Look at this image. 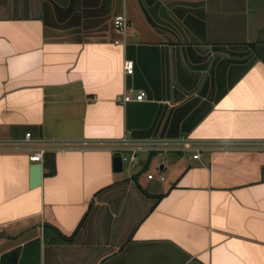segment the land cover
<instances>
[{
    "label": "crops",
    "instance_id": "obj_1",
    "mask_svg": "<svg viewBox=\"0 0 264 264\" xmlns=\"http://www.w3.org/2000/svg\"><path fill=\"white\" fill-rule=\"evenodd\" d=\"M27 131L264 140V0H0V137ZM29 154L0 152V264H264V150L141 153L122 175L76 146L35 189Z\"/></svg>",
    "mask_w": 264,
    "mask_h": 264
},
{
    "label": "built area",
    "instance_id": "obj_2",
    "mask_svg": "<svg viewBox=\"0 0 264 264\" xmlns=\"http://www.w3.org/2000/svg\"><path fill=\"white\" fill-rule=\"evenodd\" d=\"M113 28L125 35L127 28V19L124 14H117L112 18ZM134 70V64L131 59H125L123 62V72L131 75ZM144 92L139 91L136 94V100H141ZM122 102L127 101V96L119 97ZM79 147L88 148H105L112 152L113 155H118L121 159V167L135 168L138 164V154L140 153H170V152H190L192 158H198L202 151L210 150L217 147L222 148H239L247 150H264V140L252 141H231V140H196L188 136H180L177 138L166 137H151L145 139H135L129 137H121L117 140L106 142H86L75 145V143L45 140L34 137L30 132H25L22 137H0V152H31L28 155L29 161L32 163L39 162L43 164L46 154L65 151ZM264 172V167H263ZM147 179L153 178V174H147ZM156 177L159 180H164V175L158 171Z\"/></svg>",
    "mask_w": 264,
    "mask_h": 264
},
{
    "label": "water",
    "instance_id": "obj_3",
    "mask_svg": "<svg viewBox=\"0 0 264 264\" xmlns=\"http://www.w3.org/2000/svg\"><path fill=\"white\" fill-rule=\"evenodd\" d=\"M59 153V152H58ZM63 154V153H60ZM42 167L43 165L39 162L33 163L29 167V183L28 187L30 189H35L39 187L42 179ZM111 170L115 173H118L122 170L121 159L118 155H113L111 157Z\"/></svg>",
    "mask_w": 264,
    "mask_h": 264
},
{
    "label": "trees",
    "instance_id": "obj_4",
    "mask_svg": "<svg viewBox=\"0 0 264 264\" xmlns=\"http://www.w3.org/2000/svg\"><path fill=\"white\" fill-rule=\"evenodd\" d=\"M150 154H153V153H150ZM46 156L47 155H45V157ZM47 160L48 159L45 160V158H44V161H47ZM45 166L47 167L46 174L47 175L52 174L53 173V169L48 164V161L46 162ZM44 237H45V239H46V241L48 243L60 242V241H63V240L69 241V237H65V236L61 235L60 232L56 228H54V227H52V226H50L48 224L44 225Z\"/></svg>",
    "mask_w": 264,
    "mask_h": 264
},
{
    "label": "rangeland",
    "instance_id": "obj_5",
    "mask_svg": "<svg viewBox=\"0 0 264 264\" xmlns=\"http://www.w3.org/2000/svg\"><path fill=\"white\" fill-rule=\"evenodd\" d=\"M184 153L191 154L190 152H184ZM140 154H141V153H140ZM145 154H147V153H143L142 156H144ZM155 154L158 155L159 153H155ZM155 154L153 153L152 155H155ZM161 154H166V153H161ZM138 156H139V154H138ZM134 169H135V168H126V166L123 165L120 174H122V175H127V174L133 172Z\"/></svg>",
    "mask_w": 264,
    "mask_h": 264
},
{
    "label": "flooded vegetation",
    "instance_id": "obj_6",
    "mask_svg": "<svg viewBox=\"0 0 264 264\" xmlns=\"http://www.w3.org/2000/svg\"><path fill=\"white\" fill-rule=\"evenodd\" d=\"M47 155V154H46Z\"/></svg>",
    "mask_w": 264,
    "mask_h": 264
}]
</instances>
